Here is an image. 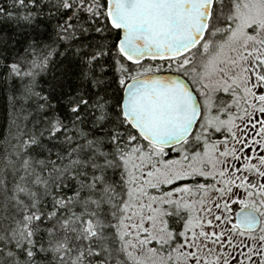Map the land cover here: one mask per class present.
Returning <instances> with one entry per match:
<instances>
[{
	"label": "snow or ice",
	"instance_id": "1",
	"mask_svg": "<svg viewBox=\"0 0 264 264\" xmlns=\"http://www.w3.org/2000/svg\"><path fill=\"white\" fill-rule=\"evenodd\" d=\"M0 264H264V0H0Z\"/></svg>",
	"mask_w": 264,
	"mask_h": 264
}]
</instances>
